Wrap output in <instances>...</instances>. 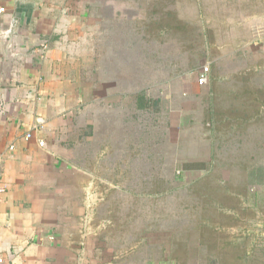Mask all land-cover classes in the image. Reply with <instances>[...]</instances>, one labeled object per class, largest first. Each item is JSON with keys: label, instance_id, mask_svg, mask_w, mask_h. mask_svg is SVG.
Segmentation results:
<instances>
[{"label": "rangeland", "instance_id": "rangeland-1", "mask_svg": "<svg viewBox=\"0 0 264 264\" xmlns=\"http://www.w3.org/2000/svg\"><path fill=\"white\" fill-rule=\"evenodd\" d=\"M210 1L163 0L162 9L152 3L147 13L128 14L125 31L93 8L67 32L78 41L71 54L83 82L101 93L110 85L131 93L133 100L141 97V109H131L132 104L117 109L110 124L100 120L107 119L101 105L95 112L105 115L97 116L102 123H95V141L82 146L100 154L99 191L120 203L101 207L99 215H111L128 240L147 241L152 250L145 257L151 263L235 264L239 246L245 261L264 257L255 251L264 248V127L236 125L235 119L250 120L258 115L252 106L264 107V74L248 69L254 66L250 57L245 63L235 56L241 47L209 44L211 37L219 42L220 33L202 25L203 16L216 18L205 12ZM93 15L104 22L95 27ZM205 66L210 80L201 85ZM241 88L255 104L245 111L236 110ZM214 89L217 104L209 110L203 101L214 97ZM263 113L260 109L259 117ZM189 164L202 168L189 169ZM106 182L121 188L108 189ZM253 216L260 224L252 232ZM173 219L180 224L179 240L171 246ZM186 219L192 225L188 233L182 232Z\"/></svg>", "mask_w": 264, "mask_h": 264}, {"label": "crops", "instance_id": "crops-1", "mask_svg": "<svg viewBox=\"0 0 264 264\" xmlns=\"http://www.w3.org/2000/svg\"><path fill=\"white\" fill-rule=\"evenodd\" d=\"M86 1L92 8L87 7L85 0H0V11L4 9L0 12V174L5 186L0 208L3 264H164L159 262L161 259L151 263L145 257L150 249L147 241L141 244L138 236L128 240L127 233L116 225L111 215H99L101 207L120 203L112 202L99 191L100 154L84 150L82 143L95 141L97 116L105 115L104 111L100 115L95 112L101 105L107 108V119L100 120L110 124L115 121L112 112L129 108L132 96L125 90H110V85L101 93V89L83 82L71 54L78 41L68 36L71 29L78 28L77 21L85 18L83 14L89 11L92 14L93 8L97 14H107L110 26L113 23L115 29L125 31L129 29L128 14L147 13L146 7L156 0ZM161 1L153 5L163 8ZM210 5L205 12L216 18L206 20L208 17L203 16L202 25L220 33L219 42L211 37L209 44L241 47L235 56L244 62L250 57L254 66L248 69L260 76L264 74V0H211ZM119 15L122 17L118 23ZM92 20L96 27L104 19L93 15ZM226 50L231 53L230 49ZM217 90L214 89L211 100L208 97L203 101V107L210 110L215 105ZM244 92V88L238 92L241 100L237 111L248 110L247 104L255 105L253 100L245 98ZM226 101L232 100L229 97ZM252 109L258 115L253 117V113L250 120L237 117L236 125L264 127V113L259 117V110L264 107L252 106ZM90 127L93 133L87 134ZM30 132L33 137L27 140ZM110 183L106 182L108 189L121 188ZM252 202V206L257 205L255 200ZM258 219L255 217L254 222L252 217V232L259 228ZM186 220L181 224L182 232L188 233L192 225ZM172 221L171 246L179 240L180 226L176 219ZM239 228L243 232L244 226ZM139 248L138 257L143 256L144 261L138 260L136 254L132 257ZM256 248L259 254L264 253L263 247L258 245L255 251ZM243 252L239 246L235 264H264L263 256L257 261L255 258L245 261ZM170 264L189 263L171 261Z\"/></svg>", "mask_w": 264, "mask_h": 264}, {"label": "built area", "instance_id": "built-area-1", "mask_svg": "<svg viewBox=\"0 0 264 264\" xmlns=\"http://www.w3.org/2000/svg\"><path fill=\"white\" fill-rule=\"evenodd\" d=\"M0 12H4V9H1ZM209 75H210V67L209 66H205L202 71H201V75H200V84L201 85H207L209 83ZM33 137V134L27 133V140L31 139ZM42 145V143H41ZM5 193V186H4V182H3V176L0 174V208L3 204V195ZM4 260L2 258H0V264H3Z\"/></svg>", "mask_w": 264, "mask_h": 264}, {"label": "trees", "instance_id": "trees-1", "mask_svg": "<svg viewBox=\"0 0 264 264\" xmlns=\"http://www.w3.org/2000/svg\"><path fill=\"white\" fill-rule=\"evenodd\" d=\"M106 25V24H105ZM107 31L109 30L108 27L105 28ZM132 105H131V109H141V104H142V101H141V97L140 96H137V97H134V100L132 98ZM93 133V130L91 129L90 127V130L87 134H92ZM187 168L189 169H201L202 168V165H187L186 166Z\"/></svg>", "mask_w": 264, "mask_h": 264}]
</instances>
